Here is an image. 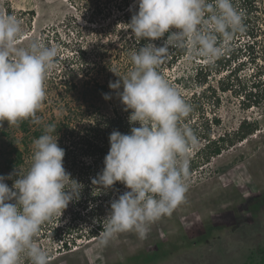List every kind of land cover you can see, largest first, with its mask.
<instances>
[{
  "label": "clouds",
  "instance_id": "obj_1",
  "mask_svg": "<svg viewBox=\"0 0 264 264\" xmlns=\"http://www.w3.org/2000/svg\"><path fill=\"white\" fill-rule=\"evenodd\" d=\"M138 11L127 28L135 40L148 42L130 54L126 75L109 83L124 110H131L128 134L113 130L104 167L93 184L103 189L122 183L128 191L111 201L97 246L106 247L121 233L146 238L150 226L185 201L190 174V146L197 137L180 126L192 111L158 71L169 50L180 49L185 59L200 57L212 65L230 51L233 36L244 30V12L234 0H135ZM131 11V6L130 9ZM24 29L14 15L0 13V123H40L37 112L46 99V79L58 55L56 46L35 36L21 45ZM157 46L153 41L162 39ZM122 86V91H120ZM104 94V99H109ZM55 125H47L33 142L31 164L17 173L10 188L0 175V264H50L37 242L41 226L59 218L78 200L82 185L63 165Z\"/></svg>",
  "mask_w": 264,
  "mask_h": 264
},
{
  "label": "rangeland",
  "instance_id": "obj_2",
  "mask_svg": "<svg viewBox=\"0 0 264 264\" xmlns=\"http://www.w3.org/2000/svg\"><path fill=\"white\" fill-rule=\"evenodd\" d=\"M88 1L95 2L0 0V13L14 15L22 21V46L35 36L46 45L56 46L59 57L76 54L80 46L90 57L102 52L104 59L109 60L114 45L121 43V35H130L126 24L138 11V5L130 0V11L128 7H117L115 0H96L101 3L96 12ZM55 31L58 38L53 34ZM153 42L157 46L162 44L160 39ZM185 55L173 66H163L159 72L174 86L180 84L178 78L186 83L187 87L180 90L186 95L194 88L190 76L196 62L204 61L200 57L189 61ZM54 66H57L55 62L48 75ZM251 69L245 65L241 74L248 77ZM111 103H106L105 108ZM47 107L43 105L42 109L46 111ZM211 110L206 106L209 115L213 114ZM213 111L221 117L219 131L233 130L243 119H256L258 129L189 174L185 201L170 216L153 223L144 239L135 233H121L108 246L98 247L101 232L88 238L84 224L90 221L89 214L85 209L77 211L80 200L74 199L61 217H54L41 226L36 238L48 252L50 264H264V202L249 204L264 193V106L241 109L238 99L225 92L221 94L220 105ZM0 125L7 129L11 126L6 120ZM5 143L0 134V150ZM195 149H189L190 156ZM6 181L8 179L4 182L11 188L13 182ZM120 194L108 198L100 196L104 210L97 217L106 218L110 211L108 202ZM59 224H82L83 235L68 250L59 251L57 240L46 230ZM23 264L30 262L25 259Z\"/></svg>",
  "mask_w": 264,
  "mask_h": 264
},
{
  "label": "trees",
  "instance_id": "obj_3",
  "mask_svg": "<svg viewBox=\"0 0 264 264\" xmlns=\"http://www.w3.org/2000/svg\"><path fill=\"white\" fill-rule=\"evenodd\" d=\"M234 2L244 12V30L233 36L230 51L212 65L196 62L190 76L194 88L189 94L180 91L187 87L180 78L179 85L171 84L192 109L189 116L180 121L181 127H190L197 137L195 146H190L196 148L190 156V174L258 129L256 119H243L233 130H217L221 128V117L213 109L220 105L221 94L231 93L238 99L241 109L264 106V0ZM88 3L93 4L96 12L101 4L96 0ZM114 3L121 9L130 8V0H115ZM53 34L59 37L56 31ZM160 40L162 43L163 38ZM147 42L146 39L137 42L132 33L129 36L123 33L121 43L114 45L109 60L104 59L102 52L90 57L80 46L71 56L57 55L54 62L59 67L54 66L46 79V99L42 106L48 107L46 111L41 107L36 114L40 123L26 120L8 129L0 125V134L6 142L0 150V175L13 174L6 182H14L18 171L26 173L31 164L34 140L43 134L47 125L56 126L53 136L57 134L58 146L65 150L64 168L71 179L82 185L77 211L85 209L89 214L90 221L84 224L88 238L102 232L106 223L105 218L97 217L104 210L100 196L108 198L128 190L120 182L108 189L93 184L104 167V157L110 147L109 135L113 130L128 134L131 126H139L138 123L129 124L131 110L125 111L117 90L109 88L110 82L120 79L112 70L120 76L126 75L131 67V52ZM171 50L173 52L158 71H162L163 66H173L185 53L180 49ZM245 65L252 68L248 77L241 74ZM105 93L110 96L107 100ZM109 102H112L109 108H105ZM206 106L212 108V115L208 114ZM14 129L15 136L11 135ZM253 200L249 203L251 206L264 202V193ZM91 202L94 204L89 207ZM108 204L110 207L111 202ZM46 230L57 240L59 251L70 249L83 235L82 224L52 225Z\"/></svg>",
  "mask_w": 264,
  "mask_h": 264
}]
</instances>
